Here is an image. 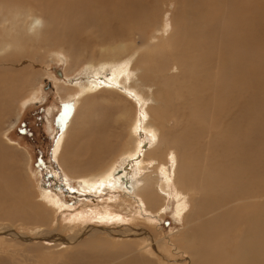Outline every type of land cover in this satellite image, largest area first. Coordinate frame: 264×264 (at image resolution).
I'll return each mask as SVG.
<instances>
[{
  "label": "bare ground",
  "instance_id": "1",
  "mask_svg": "<svg viewBox=\"0 0 264 264\" xmlns=\"http://www.w3.org/2000/svg\"><path fill=\"white\" fill-rule=\"evenodd\" d=\"M250 2L252 3L244 7L239 5L233 6L230 10L231 18L228 7H226L221 12L223 16L220 23L222 21L226 23L230 20L227 23L228 29H235L240 26L250 31L251 29H255L254 24H256L257 30L264 33V0H251ZM172 4L171 21L174 24L175 30L174 33L167 37H170L172 40L173 49L176 48V50L181 51L180 56L186 60L178 58L174 52L171 53L172 56L169 57V60H175L177 58L181 63L179 67L181 69V76L184 78V82L181 85L190 87L189 81L191 75H202L196 81L199 83L196 88L200 92H209V95L200 94V99L204 102L207 101L211 105L209 109L216 113V119L212 120V125L217 128L218 125L223 124L224 120L225 122L231 121L233 117L232 122L226 126L224 131L225 143L222 148V153L219 155L214 153L209 144H199L200 147L209 151L204 155V161L210 164L211 169L208 168L209 172H206L208 179H205L204 184L210 186L212 183H221L219 181L220 178L216 176L218 173H221L226 183L237 182V186L235 185V187L238 192L240 194H247V197L245 195L242 200L238 201L231 209H228L223 216H219V213L215 217H210L208 220H200V216L203 215V208H199V212L196 214L198 222L194 225H189L188 220L191 217V207L199 203V200L205 205L206 197L204 199L200 197L196 199L197 196L174 193L177 198V205L175 204L177 214L179 216L182 215L184 218L182 219L185 221L184 231L181 236V239L184 241L179 246H183L192 257L194 256V258H191V262L189 261L192 264H215L218 261L220 264L223 258L218 257L214 259L210 256V252H208L202 241L208 238L213 239L216 236L224 238L226 234V237L233 236L234 238H238L236 244L228 247L229 251L233 254L236 253V264H264V81L260 79V76L246 80L243 87L249 86L251 88L245 91L243 90V102L239 104V101H237L238 90L240 89L238 80L244 81V76L236 72L235 66L239 62H242L240 61L242 53L239 47L247 51L248 54H251L249 51L250 48L247 49L241 46V44L246 41L251 42V40H245L243 38L229 40L223 43L225 50L222 51V55H219L222 58L217 57V61L219 63L226 62L230 68L232 67L231 71L227 72L226 77L229 80L230 97L228 104L225 106L212 102L211 97L218 94L223 81L219 78H216V81L208 80L207 76L216 74L217 70H214L212 73L209 72L210 74L206 73L207 65L212 63L211 59L213 56L209 58L208 56H204V52L206 53L208 25H205L203 19L205 16L203 0H0V120H2L3 115L8 111L7 102L10 99L11 92L18 84L17 81L21 79L19 75L24 72V70L20 71V69H15V67L27 60L25 58L30 59L36 57L46 47L63 49L66 54L69 53L70 56L74 55L76 58L83 49L88 48L91 49V52L89 50L90 58L86 62L87 65H93L95 63L93 58L95 44L102 45L104 42L115 43L116 40L126 37L129 33L132 35V31L143 23L145 16L154 11H158L161 7L165 8V6ZM56 5L62 6L63 9L58 11ZM31 7L39 10L46 19V24L35 34L34 38L29 34L25 25V15L27 12H31L29 10ZM216 15L218 14L216 13ZM19 16L24 17L22 23L17 25L14 30H11L12 25L16 23V18ZM37 21V18L34 19V22ZM180 21H182L183 27L177 30ZM213 24V28L218 25L216 22H213ZM253 34L254 32L251 33V38L254 36ZM192 52L199 54L202 58L197 57L198 63L182 68L181 66L187 60L190 61L189 57ZM104 54L107 56V53ZM153 54L155 55L156 53ZM256 54L257 70L262 71L264 70V48ZM134 55L136 54H132L130 58L134 57ZM114 58L116 57L107 59V62H113L119 59ZM247 61L251 63V58L247 59ZM125 64L120 63L117 66L114 65L110 77L107 78L102 74L106 65L97 64L96 66H100L94 67L93 72L87 75L88 77H94V79L87 80V82L82 83L83 85L77 86L79 89L72 96L70 107L71 109L72 106L76 107L74 103H79V100L88 91L96 89L97 87L118 89L124 93L123 96H126V98H133V96L136 98L140 94V100L137 101L143 106L141 108L143 111H140L139 119H135L140 121L141 126L139 123L136 124L133 122L135 126L129 128L128 134L130 135V131L133 134L132 141L130 140V145L127 144L129 141H127V145L124 143L120 150L118 145L123 136H120L121 138L119 137V139L114 132L117 130H115V123L119 122L117 117L119 118L124 111H120L122 107H113L116 109L115 112L109 113V115L107 114L102 120V123L109 130V134L107 129H105V132L103 131L104 128L102 130L103 132H94V135L88 133L85 137L74 134V138L77 137L79 142V146L76 148L78 149L77 153L84 158L78 156L76 160L73 158L68 163L77 166L76 168L83 169L82 173H74L71 170V175L75 178H81V182L84 184L86 191L92 194H98L101 190H107V187L117 189L116 192L118 190L122 191L118 192L119 195L123 193L125 195L124 197L130 200L131 203H137L138 206L140 205L142 207V210L148 211L149 202L152 200L154 194H158L164 199V197L167 198L170 195L173 184H175L176 190L179 193L181 191L184 192L186 186L189 189L192 186L188 178L183 177L177 165L176 172L173 176L174 165L177 163L173 164L170 158H165L166 154L164 155L161 152L164 155V160L158 156L160 158L159 161L156 163L153 162V164L152 162L150 163L151 160H147V157L146 159L141 158L142 151H146L147 147L154 146L156 142L153 135L152 137L151 135L150 137L147 136L148 138L143 140L139 132L142 128L150 132V134L155 133L153 129H150L157 124L151 116V110H154V108L149 107V105L152 103H161L159 100V88L157 89L158 83L156 75L144 63L141 62L134 66L128 65V63L127 65ZM167 70L168 68L163 71ZM149 75L151 79H147ZM246 92L247 95L245 94ZM189 104H192V102L190 101ZM145 111H148L150 114L147 112V116ZM236 111H238L237 114H235ZM220 114L222 122L218 121L219 118L217 120V116ZM84 118L85 113L83 112H79L78 116L76 115L73 118L75 128H83L82 123H85ZM100 120L99 117H96L95 122H99ZM116 126L119 127L118 125ZM126 131L125 133H127ZM158 132L157 130V134ZM144 136L142 137L144 138ZM159 138L157 137V139ZM161 141L162 139L157 142L158 145L161 144ZM132 144H134L133 147ZM117 146L119 147L117 156L120 157L121 153L127 154L128 157L125 156L127 160H135L129 163L126 161L127 164H122V168L115 171L116 173L118 172V175L113 173V161L107 165V160L114 155L113 153L116 152L114 150L118 148ZM164 147L167 148L168 145H164ZM60 148H57L55 145V153L57 151L61 153L62 149L60 150ZM14 151L11 155L10 150L6 149L0 142V219H6L5 221L7 223H5L8 225V221L16 220L27 227H33L35 228L33 231L37 234L36 236L42 240H53V242H57L59 238H63L60 241L64 240L65 242H69L68 245H75L73 247L76 249L73 248L74 250L69 255L64 256L60 253L58 258H56L57 256L54 260L50 258L48 262L53 261L54 264H171V262H174L172 264H181L180 260H173L170 255L164 254L159 250V241H156L151 231H147L142 226H138L141 217L138 216L139 214H135L137 212L134 213L132 210L135 215L132 216L129 214L130 216L127 219L123 221L122 219L119 220L123 222L121 225H116V227L111 229H107V227L96 229L98 228L97 226L83 223L85 220L79 221V218L76 221L82 223L74 224L72 222V224L70 222V225H68V222H66L68 226H65L64 222L63 226L70 233L67 238H71V240H66L65 237L59 235L62 231V226L59 225L58 221L55 223L57 225L54 229L49 230L47 226L49 223L52 224L54 214L57 210H60V201L53 193L42 190L40 194L41 200L37 199L38 194L35 195V199H30V202H28L30 194L27 191L28 181H26L25 174L22 168L16 164L17 160H8L13 155L14 157H18L19 160L22 157L23 154L21 152ZM101 158L103 160L100 164L99 159ZM58 159H60L59 155ZM218 160L224 161L219 165L216 163ZM9 162L10 164H15L7 166L6 163ZM64 168L67 169L66 167ZM146 170H148L146 174L142 173L140 175V171ZM97 178H100L99 183H96ZM151 184L159 190V193L152 190ZM164 203L167 204V200ZM155 204L156 202L151 201V205L155 206ZM166 204L162 205L161 209ZM258 211L259 213H257ZM61 212L63 213V211ZM97 217L100 216L97 215ZM82 226L84 228H81ZM234 230L235 233L233 232ZM0 231L3 232V230ZM9 231L12 230L6 227L5 232L14 237L15 231L13 230L14 232L12 233ZM195 233L198 235L199 242H202V247H199V249L198 246L200 244L196 248L190 244L192 242L191 236ZM107 235L108 237L110 235L111 237H114V235L119 237L116 240L112 238L114 240L110 241L114 244H111L112 246H116L113 249L112 247H107V242H109ZM240 246H244V248H239ZM199 253L205 256L203 257L204 260L198 256ZM20 255L21 253H19ZM20 258H16L18 262H24L27 256H20ZM7 262L10 264V261ZM43 263H39L38 260V264ZM0 264H3V259H0Z\"/></svg>",
  "mask_w": 264,
  "mask_h": 264
},
{
  "label": "rangeland",
  "instance_id": "2",
  "mask_svg": "<svg viewBox=\"0 0 264 264\" xmlns=\"http://www.w3.org/2000/svg\"><path fill=\"white\" fill-rule=\"evenodd\" d=\"M203 1L205 10V16L203 19L205 25H208L206 44L207 54L204 52V56H208V58L213 56L211 59L212 63L207 65L206 73L210 74L214 70H217L216 74L207 76L208 80L216 81V78H219L223 81L218 94L211 97L214 104L225 106L228 104L230 97L229 80L226 79V77L227 72L231 71L232 67L230 68L226 62L219 63L217 61V57L222 58V56L219 55H222V51L225 50L223 48V43L233 40L234 38L251 40V42L246 41L241 44L242 47L247 49L250 48L249 51L251 54H248L247 51H244L239 47V50L242 53L240 60L242 62H239L237 66H235L236 72L238 74L241 73L244 76V81L238 80L240 89L238 90L237 101L241 104L243 102V90L245 91L251 88L249 86L243 87L244 82L255 76H260V79L264 81V70H257L258 65L255 60V57L257 56L256 53L264 48V33L257 30L256 24H254L255 29H251L250 31L249 29H243L240 26L235 29H228L227 23L230 20L226 23L224 21L220 23L223 16L221 12L226 7H228L231 18L230 10L233 6H248V4L252 3L250 2L251 0ZM56 8L58 11L63 9V7L59 5H56ZM172 9L173 4L167 5L165 8L161 7L158 11H154L145 16L144 19L142 18L144 20L143 23L137 29L132 31V35L129 33L126 37L116 40L115 43L104 42L102 45L95 44L93 49L95 65H87L86 61L90 58L89 53L91 52V49L88 48L83 49L82 52L79 53L80 57L76 56L77 59L74 55L71 54L72 56H70L69 53H65V50L57 47H46L45 50L42 49L36 57L30 59L25 58L27 60L15 67V69H20V71L24 70V72L19 75L21 79L20 81H17L18 84L11 92L10 99L7 102L8 111L3 115L2 120H0V142L6 147V149L10 150L11 155L15 152L14 150L23 154L22 157H20V160L18 157H14V155L11 159L8 158V160H17L16 164L22 168V171L25 174L26 181H28L27 191L30 194L28 202H30V199H35V195L38 194L39 196L37 199L41 200L40 194L42 190L53 193L60 201V210H57L54 214L52 224L49 223L47 226L49 230H53L57 225H55V223L58 221L59 225L62 226V231L60 229L61 232L59 231V235L65 237L66 240H71V238H67L70 233L69 230L63 226L64 222L65 226L70 225V222H73L74 224L82 223L76 221L79 218V221L85 220L83 223L97 226L98 228L96 229H101L103 227L111 229L116 227V225H121L123 223L122 221L130 216L129 214L132 216L139 214L138 216L141 218L140 222H138V226H142L145 230L151 231L154 234V238L160 243L159 250L164 254L170 255L173 260H180L181 264H192L190 263V260L191 258H194V256L192 257L183 246H179L184 241L181 239V236L184 231L185 221L183 220L184 218L182 215L179 216L177 214V198L174 193L177 192L180 195L185 194L187 196H197L196 199H198V197L201 199L206 197L205 205L199 200V203L194 204L191 207V217L188 220L189 225H194L198 222L196 214H198L199 208H203V215L200 216V220H208L210 217H215L219 213V216H223L228 209H231L238 201L242 200L245 195L247 197V194H240L238 192L235 187V185L237 186V182L226 183V180L221 173L216 175L217 178H220L219 181L221 183H212L210 186L204 184L205 179H208L206 172H209L208 168L211 169V167L208 162L204 161V155L209 151L200 147L199 144H209L214 153L218 155L222 153V148L225 143L224 131L226 126L232 122L233 117L231 118V121L225 122L224 120L223 124L218 125L217 128L212 125V120L216 119V113L209 109V106L211 105L207 101L204 102L200 99V94L209 95V92H200V90L196 88L199 84L196 81L202 75H191L189 81L190 87L181 85V83L184 82L179 67L181 63L177 58L175 60H169V57L172 56V52H174L178 58L186 60L180 56L181 51L176 50V48L173 49V42L170 37H167L174 33L175 30L174 24L171 21ZM29 10L31 12H27L25 15V25L29 34L34 38L35 34L46 24V19L36 8L31 7ZM216 13L219 16L216 15ZM36 18L38 21L34 22V19ZM23 19L24 17L22 16L17 17L16 23L12 25L11 30H14L17 25L21 24ZM213 22L218 24L217 27L213 28ZM182 27V21H180L177 30ZM252 32H254V36L251 38ZM31 46L33 45L31 44ZM104 53H107V56ZM153 53L156 54L154 55ZM132 54L136 55L130 58ZM112 57L119 59L114 58L116 61L107 62V59ZM197 57L202 58L199 54L192 52L189 57L190 61L187 60V62L181 67L183 68L187 65L193 66L195 63H198L199 61L197 60ZM249 58H251V63L247 61ZM141 62L156 75L158 83L157 89L159 88V100L161 101L159 104L155 103L157 105L154 103L149 105V107L154 108V110H151V116L155 119L157 124L150 129H153L155 133L150 134V132L142 128L139 132V135L143 140H146L148 138L147 136L150 137V135L151 137L153 135V138L156 140L154 146L146 148V151H144L146 152L145 154L140 147V150L142 151L141 158L146 159L147 157V160H151L150 163L152 162L153 164V162H158L161 157L164 160V155L166 154L165 158H170L173 164L177 163L174 165L173 176L176 172L175 169L178 166L183 177L188 178L192 186L190 189L186 186L184 188L185 193L181 190L179 193V191L176 190L175 184H173L171 186L172 190L170 195L167 197L168 199L165 197L162 199L158 194H154L151 201L156 202V204L153 206L150 201L149 208H147L148 211L142 210V207H140V205L138 206L137 203H131L130 200L124 197L125 195L123 193L119 195L118 192L122 191L118 190L116 192L117 189L107 187V190H101L98 194H92L86 191L84 184L81 182V178H75L71 175V170L74 173H82L83 169H80L79 167L76 168L77 166L68 163L73 158L76 160V157L78 156L84 158L77 153L78 149L76 148L79 146V142L77 137L74 138V134L77 136L80 135V137H85L88 133L92 135L94 132H105V129L107 128L102 123V120L107 114L109 115V113L115 112L116 109L113 107H122L120 111H124L119 118L117 117L119 122L115 123V130L120 129L115 132L113 131L118 138L123 136L122 139H120L121 137L119 138L120 143L118 146L121 150L124 143L125 145H130V140L132 141L133 134L130 131V135H128L129 128L135 126L134 123H139L140 125V121L136 119H139V114L143 111L141 109L143 106L137 101L140 100V94L136 97L137 99L134 96L133 98H126V96H123L124 93L118 89L97 87L98 89L96 88L88 91V93L79 100V103H74L76 105H73L76 107L72 106L71 109L70 102H72V96L79 89L77 86L79 87V85L83 82H87V80L94 79V77H88L87 75L93 72L94 67L100 66H96L97 64L100 63L101 65H106L102 74L107 78L110 77L114 65L117 66L120 63H126L125 65H127L128 63V65L134 66ZM166 68H168V70L163 71ZM147 79H151V76L149 75ZM245 94L247 95V92ZM190 101L192 104H189ZM79 112L85 113L84 121L87 124L82 123L83 128H75L73 123V118H75L76 115L78 116ZM147 112L148 111H145L146 114ZM237 113L238 111L235 112V114ZM96 117H99L101 120L95 122ZM217 120L222 122L221 114L217 116ZM59 122H61L60 125ZM157 130L159 131L158 134ZM108 131L109 130L107 129V132ZM125 131L127 133H125ZM142 136H144V138ZM157 137L161 138L157 139ZM160 139H162L161 146L157 143ZM127 141H129V143H127ZM55 145L57 148L61 147V153L58 151L59 154L57 152L55 153ZM133 145L134 144H132V147ZM164 145H168V150ZM119 147L114 150L116 152L113 154L116 155H112V157L107 160V165L113 161V173L117 175L118 172L116 173L115 171L120 170L122 164L135 161H130V159L127 160V154L125 155L121 153L122 156H117ZM161 152L164 155H162ZM58 155L60 159H58ZM125 156L127 157L125 158ZM102 160V158L99 159L100 164ZM223 161L224 160H218L216 163L220 165ZM14 164L15 163L10 164V162L6 163L7 166H12ZM147 172L148 170L140 171V175H142V173L146 174ZM97 182H100V178H97L96 183ZM151 188L156 193H159V190L156 189L153 184H151ZM166 200L167 204L164 203ZM112 201L116 202L113 203ZM164 204L167 206L165 205V207L161 209ZM122 205H125L126 207H123ZM131 210L134 211V213H137L134 214ZM61 211H63V213ZM103 211L104 213H102ZM111 211L112 213H110ZM257 213H259V211ZM80 214L82 215L80 216ZM97 215L100 217H97ZM72 216L77 218H73ZM71 218L73 219L71 220ZM101 218L104 220H101ZM121 219L122 221H119ZM5 220L6 219H0V228L3 227L0 229L3 230V232L0 231V259H3V264H9L7 261H10V264H38V260L39 263L44 262L43 264H54L53 261L48 262V260H50V258L54 260L56 256V258H58L60 253L61 255L67 256L76 249L73 247L75 245H68L69 242H65L64 240L60 241L63 238H59L57 242H53V240H42L36 236V233H34L33 230H35V228L27 227L16 220L8 221V225ZM66 222H68V225ZM10 224L12 225L10 226ZM6 227L9 228V230H12L9 231L10 233L15 231L14 237L5 232ZM42 227L46 228L45 226ZM81 228L84 227L82 226ZM233 232L235 233V230ZM108 238L107 240L109 242H107V247H112L113 249L116 246H112L114 244L110 241H113L114 239L116 240L119 237L115 235L114 237H111L110 235ZM191 238L192 242H190V244L192 247L196 248L200 244V246H198L199 249V247H202L203 242L208 252H210V256L214 259L218 257L223 258V261L220 264H236V253L233 254L228 250V247L236 244L238 238H234L233 236L226 237L225 234L224 238L216 236L213 237V239L208 238L201 243L199 242L196 233L193 234ZM239 248H244V246H240ZM19 253H21L20 256H27L26 261L18 262L17 259H21ZM200 254L201 253H199L198 256L203 259L205 256ZM22 258L24 259V257ZM5 259H7L6 262ZM56 261H58V259H56ZM218 262L215 264H219ZM172 263L174 262H171V264Z\"/></svg>",
  "mask_w": 264,
  "mask_h": 264
},
{
  "label": "flooded vegetation",
  "instance_id": "3",
  "mask_svg": "<svg viewBox=\"0 0 264 264\" xmlns=\"http://www.w3.org/2000/svg\"><path fill=\"white\" fill-rule=\"evenodd\" d=\"M61 123L59 122V125H60Z\"/></svg>",
  "mask_w": 264,
  "mask_h": 264
}]
</instances>
